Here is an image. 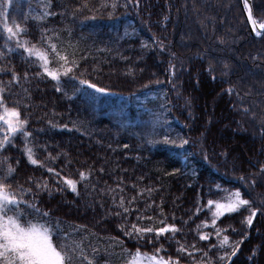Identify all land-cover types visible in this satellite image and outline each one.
<instances>
[{"label": "trees", "instance_id": "16d2710c", "mask_svg": "<svg viewBox=\"0 0 264 264\" xmlns=\"http://www.w3.org/2000/svg\"><path fill=\"white\" fill-rule=\"evenodd\" d=\"M84 2L12 0L9 8V23L25 29L20 38L29 46L56 44L78 63L59 83L0 34V86L9 106L18 102L27 116L28 146L45 165L28 162L20 133L0 151L16 169L13 189L30 188L23 198L39 209L22 204L27 219L51 227L54 241L74 250L73 264H125V250L154 254L161 246L159 255L180 264H208V257L264 264V31L252 35L242 0H116L114 11L100 8L102 0H86L87 9ZM251 7L264 22V0ZM49 59L58 67L54 54ZM9 69L18 82L9 83ZM165 136L175 143H163ZM47 167L76 180V192ZM236 190L257 214L250 226L248 206L217 220L220 238L240 244L231 260H220L232 249L203 227L211 222L206 205L227 202ZM138 215L152 217L141 226L164 220L179 231L125 235ZM200 232L209 238L201 241ZM180 245L187 252L178 253Z\"/></svg>", "mask_w": 264, "mask_h": 264}, {"label": "snow or ice", "instance_id": "6c2138e0", "mask_svg": "<svg viewBox=\"0 0 264 264\" xmlns=\"http://www.w3.org/2000/svg\"><path fill=\"white\" fill-rule=\"evenodd\" d=\"M12 5V0H0V34H6L4 36L5 42L9 40H14L18 48H22L29 58H35L39 62V66L42 68L43 72L59 83L61 75L68 76L73 72V69L78 67V63L75 60H69L67 55H62L57 50L56 44L49 43L46 49L37 47L35 44L29 46L28 40H22L20 37L25 34V29L21 28V25L13 21L9 23V8ZM88 3L85 2L81 5V8L87 9ZM111 8L113 11L117 8L116 0H112L109 4L108 0H102L100 3V8ZM243 9L247 13V20L252 26V31L256 35H261L264 30V22H259V28H257L258 21L253 18V11L249 4V0H243ZM91 10V9H89ZM51 14V13H49ZM112 13L109 12V16ZM13 51L12 48L8 49ZM50 53L54 54L58 67H50ZM4 55L0 52V57ZM4 68H0V72H4ZM11 71V81L18 82L20 76L15 72L14 69H9ZM25 77L27 73L24 74ZM80 83L86 85L88 88L94 89L97 92H105V88L97 87L95 83H89L87 80H80ZM2 85V82H0ZM59 91V89H57ZM6 91V86H0V151L5 150L7 145H13V141L18 133L22 134L24 138V148L23 154L26 156L28 162L31 165H39L40 167H45V165L35 158L33 149L28 146V138L30 133L26 130V125L28 124L27 116H22L18 102H14L12 106H9L8 101L4 95ZM231 91V89L229 90ZM163 143H175V141L170 140L167 136L163 138ZM187 140H181V145L187 144ZM50 159H54L49 154ZM17 165L19 161L16 162ZM16 169L12 164L8 163V157L0 158V264H73L74 255L73 249L68 248L62 242L54 241L53 239V229L45 224L33 223L31 219H27L28 213L21 209V205H26L27 208H32L37 214H39V209H35V206L29 201L25 200L23 197L26 192H30L31 189H24L23 186L18 185L17 188L12 187V177ZM264 171V169H262ZM47 172L53 174L56 178L57 183L62 182L71 191L76 192L77 181L70 179L67 176H61L60 172L52 167H47ZM80 180L86 179L84 172L79 173ZM31 179V178H29ZM47 188V183L42 186L39 182L36 183V188ZM135 201V197L128 201L131 205ZM124 198H120L119 206L123 209L124 213H129L130 208L124 206ZM242 206H248L250 209V214L246 217V223L250 226L253 223V217L256 216L257 210L251 208L250 201L243 199L241 192L236 190L231 192L227 196V202H219L209 200L206 207L211 213L210 224L205 221L203 222V227H212L214 233L217 237L218 245L220 248H225V246L230 247L231 252L225 251L222 256L219 257L220 260H231L233 256L236 255L240 244L229 243V237L224 235L222 239L220 238L222 229L216 227L217 220L228 213H234L241 209ZM139 211V210H137ZM199 212L200 209L198 208ZM9 213H12L11 215ZM48 213H43V216H47ZM117 215H120L118 212ZM21 217H25L22 221ZM147 220L152 221L150 216H137V223L131 225L130 228L124 230L125 235H135L137 238H146L148 234H154V238L159 239L165 233L175 234L179 231L176 225L165 223L164 220H159L160 226L153 227L151 223L148 226H141L140 221ZM198 228L200 226H197ZM199 238L201 241L207 240L209 234L200 232ZM79 246H77L78 248ZM194 251H199L195 249V246H191ZM163 251V247L156 248L154 254L142 253L139 248L136 249L134 253H128L125 250V254L128 259L125 260V264H180L179 257L173 258L168 256L165 258L159 255ZM178 253L187 252V249L180 245L177 248ZM81 255L83 253L81 252ZM191 255V253H189ZM204 256H208L205 252ZM84 260H88L87 256L83 257ZM88 264H92V261L88 260ZM208 264H212L211 257H208Z\"/></svg>", "mask_w": 264, "mask_h": 264}, {"label": "water", "instance_id": "95a60500", "mask_svg": "<svg viewBox=\"0 0 264 264\" xmlns=\"http://www.w3.org/2000/svg\"><path fill=\"white\" fill-rule=\"evenodd\" d=\"M243 1V0H242ZM249 4H250V6H251V0H249ZM252 8V7H251ZM245 14H246V18H247V13L245 12ZM254 18V17H253ZM248 21V20H247ZM249 23V22H248ZM249 28H250V31L252 32V34H253V32L254 31H252V26H251V24L249 23ZM257 28H259V25L257 24ZM262 31V33H263V31L264 30H261Z\"/></svg>", "mask_w": 264, "mask_h": 264}]
</instances>
